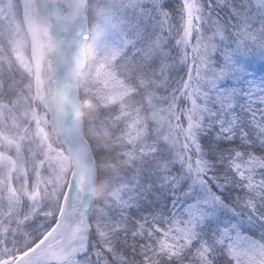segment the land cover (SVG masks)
I'll list each match as a JSON object with an SVG mask.
<instances>
[{"label": "snow or ice", "instance_id": "snow-or-ice-1", "mask_svg": "<svg viewBox=\"0 0 264 264\" xmlns=\"http://www.w3.org/2000/svg\"><path fill=\"white\" fill-rule=\"evenodd\" d=\"M39 3L88 42L96 105L49 198L0 194V264H264V0Z\"/></svg>", "mask_w": 264, "mask_h": 264}, {"label": "rangeland", "instance_id": "rangeland-1", "mask_svg": "<svg viewBox=\"0 0 264 264\" xmlns=\"http://www.w3.org/2000/svg\"><path fill=\"white\" fill-rule=\"evenodd\" d=\"M5 2L9 8L4 9L6 20L0 24V194L8 215L49 198L58 165L70 166L61 141L53 134L60 129V112L43 48L39 2L27 3L26 17L18 0ZM84 47L76 83L87 122L96 100L87 77V41Z\"/></svg>", "mask_w": 264, "mask_h": 264}, {"label": "water", "instance_id": "water-1", "mask_svg": "<svg viewBox=\"0 0 264 264\" xmlns=\"http://www.w3.org/2000/svg\"><path fill=\"white\" fill-rule=\"evenodd\" d=\"M62 20H64V23L66 26H68V29L71 30V27L65 21V19L62 18ZM68 35H70L69 32ZM72 37L77 40V48L72 52L71 59H64L63 62H61V65H58L59 67L54 66L52 70L54 71V80L57 84L55 91L57 93L62 114L65 115V118H67L70 128L72 127L73 123H75L83 130L81 111L82 102L79 98L76 78L83 59L84 40H80L76 36L75 31L72 33ZM75 51H77V53H74Z\"/></svg>", "mask_w": 264, "mask_h": 264}, {"label": "trees", "instance_id": "trees-1", "mask_svg": "<svg viewBox=\"0 0 264 264\" xmlns=\"http://www.w3.org/2000/svg\"><path fill=\"white\" fill-rule=\"evenodd\" d=\"M86 119V118H85ZM85 122H86V120H85ZM88 124H89V120H88V117H87V122H86V127H85V132L87 133L88 132ZM91 143H92V141H91ZM93 144V143H92ZM95 145V144H94ZM94 150H95V146H94V148H93Z\"/></svg>", "mask_w": 264, "mask_h": 264}, {"label": "bare ground", "instance_id": "bare-ground-1", "mask_svg": "<svg viewBox=\"0 0 264 264\" xmlns=\"http://www.w3.org/2000/svg\"><path fill=\"white\" fill-rule=\"evenodd\" d=\"M75 30L74 29H69V34L70 35H68V37H70V39H73V37H72V33L74 32ZM71 53V51H69V54ZM83 118H84V116H83Z\"/></svg>", "mask_w": 264, "mask_h": 264}]
</instances>
